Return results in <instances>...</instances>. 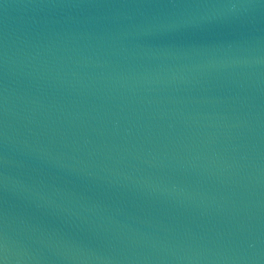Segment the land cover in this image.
Returning <instances> with one entry per match:
<instances>
[{
    "label": "water",
    "instance_id": "water-1",
    "mask_svg": "<svg viewBox=\"0 0 264 264\" xmlns=\"http://www.w3.org/2000/svg\"><path fill=\"white\" fill-rule=\"evenodd\" d=\"M0 264H264V0H0Z\"/></svg>",
    "mask_w": 264,
    "mask_h": 264
}]
</instances>
